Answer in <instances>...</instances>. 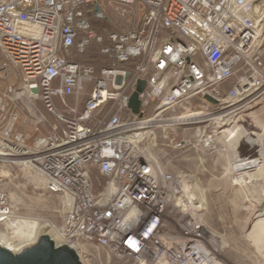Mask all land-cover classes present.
<instances>
[{
	"label": "built area",
	"instance_id": "1",
	"mask_svg": "<svg viewBox=\"0 0 264 264\" xmlns=\"http://www.w3.org/2000/svg\"><path fill=\"white\" fill-rule=\"evenodd\" d=\"M97 1L0 0L2 65L15 68L20 78L19 87L8 86L5 94L42 99L60 128L35 144L20 133L0 137V149L15 158L5 164L39 176L33 189L65 195L68 207L55 230L79 258L82 245H98L119 261L209 264L212 241L191 213L177 217L178 240L166 233L168 198L181 182L144 156L136 135L150 118H173L164 114L189 99L199 110L186 114H203L181 125L208 124L210 116H203L212 114L208 108L221 96L264 97V0H108L129 6L123 15L134 4L139 9L138 24L107 33L101 48L113 62L140 57L133 68H95L60 54L79 31L86 33L77 43L80 51L90 38L103 42L85 17ZM139 79L145 86L135 113L129 99ZM54 97L65 111L56 109ZM17 118L13 112L0 122ZM41 122L43 117L35 127ZM9 212L0 184V221Z\"/></svg>",
	"mask_w": 264,
	"mask_h": 264
},
{
	"label": "rangeland",
	"instance_id": "2",
	"mask_svg": "<svg viewBox=\"0 0 264 264\" xmlns=\"http://www.w3.org/2000/svg\"><path fill=\"white\" fill-rule=\"evenodd\" d=\"M98 2L105 14L102 20L111 19L118 29L135 25L138 8L123 15L122 9L129 6L108 0ZM7 83L0 82L5 91ZM11 86L17 88L19 83ZM84 87L89 91L91 84L86 82ZM241 98L221 96L219 104L208 108L212 112L208 124L163 123L136 135V139H143L137 147L144 156L181 182V189L168 198L166 233L173 241L178 240L177 217L179 213H191L196 225L220 244L217 250L213 246L214 258L209 264H264V97L232 110L242 102ZM53 99L58 105V98ZM32 102L27 101L35 115L32 119L41 118L42 112L48 121L56 123L42 99ZM183 104L164 116L183 117L188 111L199 110L195 99ZM197 116L195 121L202 117ZM207 134H211L209 144ZM0 172V184L10 205L9 216L0 221V241L18 250L42 232L62 242L55 227L63 223L68 207L65 195L33 189L31 182L38 181L39 176L23 166L0 162ZM180 199L198 210L182 209ZM79 251L83 264H144L129 259L119 261L98 245H82Z\"/></svg>",
	"mask_w": 264,
	"mask_h": 264
},
{
	"label": "crops",
	"instance_id": "3",
	"mask_svg": "<svg viewBox=\"0 0 264 264\" xmlns=\"http://www.w3.org/2000/svg\"><path fill=\"white\" fill-rule=\"evenodd\" d=\"M106 1V0H104ZM101 8V7H100ZM132 8L137 9V5L134 4ZM102 10V9H101ZM137 16L135 24H138L139 20V9H138V15ZM120 30V29H119ZM118 30V31H119ZM60 53L61 50H60ZM1 62H0V82H7V85H18L19 83V74L15 68H13L10 65H2L3 58L0 56ZM8 87V86H7ZM6 87V88H7ZM84 95H80L78 98V105L81 104L83 100ZM0 100H2V104L0 107V113H3L2 115L4 117H7L10 113L15 112L18 116L17 120L13 123L7 124L6 121L0 122V137H13L17 134H23L25 138V142L28 144H35L37 139L44 140L45 136L50 132L51 130H56L57 132L60 131V128L57 126V123H51L47 120L46 116L42 112V117L45 119V122H41L38 124L37 127L34 125V121L38 120V117L36 119H32L31 117L35 115L31 113V107L27 105L31 103L34 99L29 98L27 96H23L20 99H15L14 96H8L5 94V88L0 86ZM59 100V99H58ZM75 98L74 96H67L66 101L68 103L74 102ZM55 102V101H54ZM33 103V102H32ZM34 104V103H33ZM56 109L58 111H65L64 107L61 105L60 101L58 105H56ZM56 121V120H55ZM9 126V127H8ZM56 127V128H55ZM0 175H3L2 172H0Z\"/></svg>",
	"mask_w": 264,
	"mask_h": 264
},
{
	"label": "water",
	"instance_id": "4",
	"mask_svg": "<svg viewBox=\"0 0 264 264\" xmlns=\"http://www.w3.org/2000/svg\"><path fill=\"white\" fill-rule=\"evenodd\" d=\"M94 13L102 16L97 2L93 3ZM145 80L139 79L130 96L129 106L133 112L139 110L138 94L144 89ZM209 98L208 96H205ZM210 99V98H209ZM0 264H83L76 251L63 243H56L47 234H40L36 240L13 252L0 246Z\"/></svg>",
	"mask_w": 264,
	"mask_h": 264
},
{
	"label": "trees",
	"instance_id": "5",
	"mask_svg": "<svg viewBox=\"0 0 264 264\" xmlns=\"http://www.w3.org/2000/svg\"><path fill=\"white\" fill-rule=\"evenodd\" d=\"M98 5L99 2L97 1ZM93 6V5H92ZM100 6V5H99ZM102 16H98L94 11L87 13L85 17L88 19L91 27L95 30L97 35H101L103 42H99L96 38H90L89 43L83 50H79L77 43L80 39L86 36L84 31H79L75 38L73 45L69 49H61V54L68 61H73L80 64H88L95 68L101 67H117V68H133V66L140 61V57H132L128 61H114L108 56V54L101 51L102 45L107 44V33L118 31L111 19L102 20ZM104 43V44H103Z\"/></svg>",
	"mask_w": 264,
	"mask_h": 264
},
{
	"label": "bare ground",
	"instance_id": "6",
	"mask_svg": "<svg viewBox=\"0 0 264 264\" xmlns=\"http://www.w3.org/2000/svg\"><path fill=\"white\" fill-rule=\"evenodd\" d=\"M251 98V96L249 95V96H247V95H245V96H242V98L240 99V100H242V102H240V103H238V104H236L235 106H233V108H232V110H235V109H237V108H240L241 106H243L245 103H247V101H249V99ZM261 99V98H260ZM203 114V113H202ZM202 114H200V113H189L188 115H194L195 117H199V116H197V115H202ZM222 114V113H221ZM188 115H184L183 117H177V118H171V119H165V120H163V119H155V118H150L149 119V121H147V124H148V128H150L151 126H154V125H159V124H163V123H174V122H181V123H187V122H194L195 121V117H191V116H188ZM209 116H212V114H210V115H205V117H209ZM211 119V118H210ZM217 120V119H216ZM196 121H198V120H196ZM146 123V122H145ZM146 124V125H147ZM144 125V126H143ZM143 125H141V127H146V125L143 123ZM190 126V125H189ZM149 131H151L150 129H149ZM149 131H148V133H149ZM146 132H147V130H146ZM137 140V139H136ZM244 157V156H243ZM13 159H15L14 157H12L9 153H7V152H4L3 150H1L0 149V162H3V163H6V162H8V161H10V160H13ZM254 167V166H253ZM244 169V168H243ZM181 200L182 199H180L179 200V203H181V206L184 208H192V211H196V210H198V207L197 206H195V205H193V204H188V203H184V202H181ZM180 205V204H179ZM186 205V206H185ZM39 232V231H38ZM55 233L57 234V236H58V238H60V236L58 235V233H57V231L55 230ZM40 234H42V232L41 233H39L38 235H37V237L40 235ZM50 236V235H49ZM36 237V238H37ZM36 238H35V240H36ZM211 239V241H212V244H213V246L216 248V250L218 249V247L220 246V244L219 243H217L214 239H213V237L212 238H210ZM34 240V241H35ZM33 241V242H34ZM32 242V243H33ZM56 242V241H55ZM56 243H60V241L58 242H56ZM0 246L1 247H3V248H6V249H9V250H16L17 251V249H13V248H11V247H9V246H7V245H5L4 243H2V241H0ZM215 248H214V252H215ZM21 249V248H20ZM19 250V249H18ZM13 252H15V251H13ZM81 260V259H80Z\"/></svg>",
	"mask_w": 264,
	"mask_h": 264
}]
</instances>
